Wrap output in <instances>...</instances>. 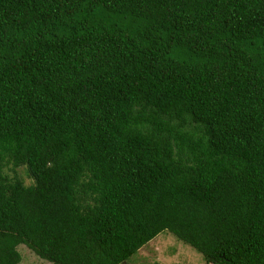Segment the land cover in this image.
Segmentation results:
<instances>
[{
    "label": "trees",
    "instance_id": "obj_1",
    "mask_svg": "<svg viewBox=\"0 0 264 264\" xmlns=\"http://www.w3.org/2000/svg\"><path fill=\"white\" fill-rule=\"evenodd\" d=\"M165 233L264 264V0H0V264Z\"/></svg>",
    "mask_w": 264,
    "mask_h": 264
},
{
    "label": "rangeland",
    "instance_id": "obj_2",
    "mask_svg": "<svg viewBox=\"0 0 264 264\" xmlns=\"http://www.w3.org/2000/svg\"><path fill=\"white\" fill-rule=\"evenodd\" d=\"M26 184L30 180L24 172L19 171ZM22 264H49L41 260L27 247H20ZM131 264H206L200 254L168 233L159 235L144 247Z\"/></svg>",
    "mask_w": 264,
    "mask_h": 264
}]
</instances>
